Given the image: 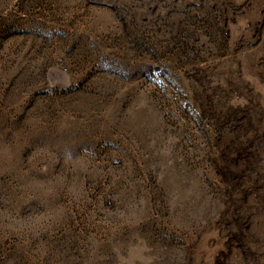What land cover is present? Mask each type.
Masks as SVG:
<instances>
[{
	"label": "rangeland",
	"instance_id": "1",
	"mask_svg": "<svg viewBox=\"0 0 264 264\" xmlns=\"http://www.w3.org/2000/svg\"><path fill=\"white\" fill-rule=\"evenodd\" d=\"M0 264H264V0H0Z\"/></svg>",
	"mask_w": 264,
	"mask_h": 264
}]
</instances>
